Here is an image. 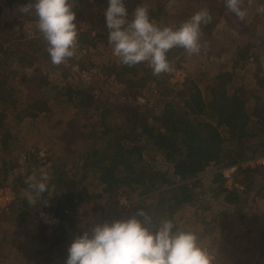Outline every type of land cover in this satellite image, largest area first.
<instances>
[{
  "label": "rangeland",
  "instance_id": "rangeland-1",
  "mask_svg": "<svg viewBox=\"0 0 264 264\" xmlns=\"http://www.w3.org/2000/svg\"><path fill=\"white\" fill-rule=\"evenodd\" d=\"M212 1L217 3L218 9L212 16L209 31L202 32L203 25L201 26L200 53L190 55L183 48L171 49L168 75H153L152 70L146 68L145 64V66L138 64L137 67L146 69L152 79L148 83L143 81L145 85L140 91L143 97L138 95L133 103L144 104L147 101L146 106L151 110L150 113L152 111L156 113L168 102L172 105L178 103L181 105L175 98L176 92H180L183 87L181 80L193 81L203 92L218 73L227 72L234 74L228 93L232 94L236 89L242 88L247 98H251L246 106L248 114L252 115L253 110L261 106V102L264 101V87H258L255 81L257 78L264 79V0H240L241 10L244 12L242 18L228 10L225 0ZM32 2L33 0H0V73L4 75V82L16 90L15 112L26 104H31L32 98H40L48 103L49 111L36 119L32 125H29V122L17 123L13 117L15 112L12 114L8 112L10 108L3 111L0 108V113L6 115L4 125L13 136L14 146L20 145L25 139L28 149L32 146L40 149L41 157H45V154L48 156L57 149L62 133L68 132L72 140L61 141L60 145L63 148L62 151H58L60 157L65 160L64 163L68 164L67 147H75L77 153L90 151L89 148L75 144L76 141L81 142L80 140L88 137L90 140V136L86 134L90 129L82 128V125L88 126L89 123L93 125L91 123L94 122H90L91 120L112 123L115 119L120 120V114L112 115L103 122L99 119L98 113L104 108H98L96 111H80L73 107L74 103L68 102L65 87L90 91L96 97V107L110 109L111 106L115 107L126 101L129 106L132 100L128 102L130 94H126L127 86L119 82L124 78L118 81L114 79V74L108 76V71H105V68L119 69L123 66L113 55L112 47L108 44V29L103 15L107 0L105 3H99L97 0L76 3L74 11L80 16L77 21L85 25L83 31L88 36L86 39L88 44L80 43L81 37H78L74 56L60 65L48 61L47 44L37 30L36 20H30L29 14L24 16L20 12V8ZM124 3L129 17L133 10L142 4L147 9L161 5L160 18L156 23L173 28L179 27L197 12L207 11L209 8L207 0L206 2L204 0H124ZM151 19L156 20L153 17ZM38 42H42L40 44L42 49L39 48ZM243 46L249 49L251 57L249 64L243 69H239L243 67L239 64L237 70L233 71L232 55L236 48ZM26 54L30 55V58H26L27 62L20 61L19 58ZM254 57L258 60L255 61ZM38 74L46 78L47 85L41 84L39 77L35 79ZM23 77H31L29 80L32 83L23 82ZM204 99L207 101L208 96ZM219 132L225 137L222 129H219ZM53 140L57 143L56 146H53ZM248 143L251 148H247V151L248 155H251L250 151L261 145L262 137L250 139ZM224 146L227 148L229 144L225 143ZM44 149H47V152ZM16 152L18 153L14 149L11 157L15 156ZM9 161L11 163V159ZM143 161L140 166H153L162 172L170 170L163 158L158 154L154 155L151 151L143 154ZM14 164L16 173L24 178L29 180L34 178V181H39L41 176L46 174L49 181L51 170L44 160L39 167L22 165L20 159ZM222 171L223 169L219 170L213 163L196 180L186 181L185 184L191 187L196 199L179 210L172 221L178 228L194 232L201 245L214 251L217 258L223 260L228 255V264H264V256H262L264 255V169L247 174H235V181L243 187V190L236 194L238 202L232 205H225L223 201L225 192L217 191L219 183L215 179L218 172ZM86 175L83 186L90 195L86 202H91L95 209L102 210L103 213L111 212V205L116 196L110 197L109 194H104V187L99 184L93 173L88 171ZM193 182L197 183L193 184ZM223 183L222 180V190ZM10 185V181L0 183V189L5 187V191ZM133 188L134 192L126 191L133 209L135 208L131 216H134L138 210L150 215L154 208V204H151L153 201L147 197H139V189L135 186ZM29 193L33 192L23 193L20 199L28 197V206L21 207L20 201L16 200L13 213L3 215L4 211H0V264H65V260H57L54 255H49L50 252L43 256L37 255L43 250L42 248L36 250L37 242L39 245L53 247V244L54 246L61 242L65 244L66 236L57 237L63 233V230L58 232L40 229L41 223L34 221L37 212L34 196ZM116 218L121 219L119 215ZM17 226H25L26 232L20 235L16 231ZM218 241H223L221 245L225 250H218L217 253ZM248 246L249 250H245Z\"/></svg>",
  "mask_w": 264,
  "mask_h": 264
},
{
  "label": "trees",
  "instance_id": "trees-1",
  "mask_svg": "<svg viewBox=\"0 0 264 264\" xmlns=\"http://www.w3.org/2000/svg\"><path fill=\"white\" fill-rule=\"evenodd\" d=\"M83 1L76 0V3ZM97 1L105 3V0ZM204 1L206 2V0ZM207 2H209L207 12L212 20L218 6L215 1L207 0ZM148 11L149 15L156 19L154 22L159 21L161 5L148 8ZM78 16L77 18H80ZM29 19L35 21L36 17L32 14ZM210 27V22L203 25L202 32H208ZM80 37V43L87 45V34H81ZM38 43L40 48L42 42ZM171 54V51L167 54L168 61L172 56ZM46 55L50 61L49 55ZM26 58H30V55L26 54L19 59L27 62ZM232 58V70H237L239 64L243 66L239 69H243L246 64H249L251 58L248 47L236 48ZM254 58L255 61L258 60L257 57ZM137 66L127 67L123 65L119 69L115 67L105 68V71H108V76L114 74V79L118 81L124 78L119 82L121 85L127 86L126 94H130L128 95L130 96L128 102L132 100L129 106L126 101L118 106H111L110 109L96 107V97L90 91L76 89V87H65L68 102L74 103L73 107L80 111H96L98 108H104L98 113L99 119L103 122L112 115L118 116L117 114H120V120L115 119L112 123H99L97 120H91L90 122H94L91 123L93 125H89L90 123L88 126L82 125V128L90 129L86 133L90 136V140L88 137L80 140L81 142L76 141L75 144L89 148L90 151L77 153L75 147H67L66 150L68 151L65 153L69 159L68 164L64 163L65 160L60 157V152H58L62 151L61 148H63L60 145L61 141L72 140V136L68 132L62 133L61 140L59 139L57 145L58 148L51 152L52 154L50 153L48 156L45 154V157H41L40 149L37 146L28 149L25 139L20 145L14 146L13 136L4 125L6 115L0 113V183L11 182L10 189L14 192L16 200L20 201L21 207H26L29 203L28 197L20 200L22 194L33 192L29 194L34 196L37 212L50 213L58 218L63 223L62 225H66L72 230L77 229L76 224L67 219L64 211L73 209L78 203L89 199L90 195L83 186L89 171L97 177L99 184L104 187V194L107 193L110 197L121 194L130 202L129 211L122 212L123 215H119V218L125 219L133 214L135 208L133 209L126 191L134 192L133 187L135 186L139 189V197H147L153 201L151 204H154V208L149 216L152 217L154 224L162 219L173 220V216L179 210L196 199L191 187L185 184L186 181L196 180L213 163L218 166L219 170L226 169L253 157L264 148V101L261 102L259 108L253 110L252 115L248 114L246 106L251 98H247L245 91L239 88L232 94L228 93L233 73H218L203 92L193 81L186 80L182 84L183 87L180 92H176L175 96L176 101H179L181 105L179 103L172 105L171 102H168L156 113L153 111L150 113L151 110L146 106L147 101L144 104L142 102L133 103L137 100L138 95L143 97L140 91L144 88V82L148 83L152 79L151 74L146 69H140ZM3 77L4 75L0 73V108L1 111L10 108L8 112L12 114L15 112L16 90L11 85L6 84ZM35 77H37L35 79L38 77L41 79V84L47 85L45 77L40 75ZM30 78L23 77L22 81L26 83L28 81L31 84ZM255 82L258 87H264L263 78H257ZM207 96L208 100L206 101L204 97ZM32 99L31 104H26L21 110L13 114L17 123L29 122V125H32L36 119L41 118L44 113L49 111L50 105L48 103L40 98ZM257 100L260 101L259 98ZM219 129H222L225 137L222 136ZM259 137H262L261 145L250 151L251 155H248L249 140ZM55 143L53 140V146H56L57 143ZM225 143L229 144L227 148L224 146ZM14 149L18 153L16 152L17 154L11 157ZM44 150L47 152V149ZM148 151L153 152L154 155H160L169 165L170 170L162 172L153 166H140L141 163H144L143 154ZM9 159H11V163ZM17 159L22 160V165L27 164L29 167H39L42 160L49 165L51 175L49 181L46 182V192L36 193L29 188L32 181L22 177L14 169V162ZM251 172H255V170L238 171L236 174ZM215 181L219 183L217 191L225 192L223 196L225 203L232 205L238 202L235 192L222 190L220 172H218ZM195 183L197 182H193V184ZM113 204L117 205L114 201L111 205L112 208ZM145 204L148 205V203ZM15 205L16 203L10 207L8 212H5V215L13 213L14 210L12 209ZM116 217H118L117 213L114 214L113 218ZM35 220L39 222L37 217ZM62 230L63 233L57 237L66 236L65 241L68 243L70 235L65 233V228ZM56 231L60 232L61 230L57 229ZM61 243L55 246L53 244V247L40 244L38 250L41 248L43 250H40L37 255L43 256L50 252L49 255H54L57 260L64 261L67 257L68 245Z\"/></svg>",
  "mask_w": 264,
  "mask_h": 264
},
{
  "label": "clouds",
  "instance_id": "clouds-1",
  "mask_svg": "<svg viewBox=\"0 0 264 264\" xmlns=\"http://www.w3.org/2000/svg\"><path fill=\"white\" fill-rule=\"evenodd\" d=\"M225 2L231 13L244 16L240 0ZM75 5L76 0H33L20 8L22 14L35 15L37 30L46 41L54 65L74 56L78 36L85 28L77 21ZM103 15L108 44L118 62L127 67L145 64L153 75L170 71L167 54L173 48H183L190 55L199 54L201 26L211 20L207 11H200L179 27L160 26L143 4L129 17L124 0H107ZM47 179L46 174L39 181L30 178L34 182L29 188L44 193ZM64 231L71 242L65 264H215V258L194 232L178 228L169 219L154 224L143 210L126 219L95 223L74 238L71 228Z\"/></svg>",
  "mask_w": 264,
  "mask_h": 264
},
{
  "label": "built area",
  "instance_id": "built-area-1",
  "mask_svg": "<svg viewBox=\"0 0 264 264\" xmlns=\"http://www.w3.org/2000/svg\"><path fill=\"white\" fill-rule=\"evenodd\" d=\"M81 33H83V31H81L80 34ZM161 74L168 75L170 74V71ZM184 81L181 80L182 84L184 83ZM259 169H264V148L258 154L249 159L241 161L240 163H238V165L223 169V171L221 172V177L224 181L223 190L226 192H235L237 194L238 192L243 190V187L235 181L234 176L236 172L254 170L256 171ZM4 189L5 187H1L0 189V211L7 212L15 203L16 196L10 188L6 189L5 191ZM114 201L116 202L117 207L113 204L112 212L110 213H103V211L97 208L95 209V206L91 202L86 201L79 203L74 209L65 210L64 214L67 219L72 220L78 227L77 229L70 231V233L72 234V238L79 235L83 229L91 227L95 223L111 222L112 220L116 219L113 218L115 213L121 216L123 215L122 212L125 213L129 211L130 202L127 201L126 197L118 194L114 198L113 202ZM36 217L38 218L41 225L47 230H59L61 226H63L62 228L68 229L66 225H62L63 223L50 213L39 211L36 213ZM204 248H206L209 253L215 258L214 251H212L208 247Z\"/></svg>",
  "mask_w": 264,
  "mask_h": 264
},
{
  "label": "crops",
  "instance_id": "crops-1",
  "mask_svg": "<svg viewBox=\"0 0 264 264\" xmlns=\"http://www.w3.org/2000/svg\"><path fill=\"white\" fill-rule=\"evenodd\" d=\"M223 201H224V200H223ZM224 203H225V202H224ZM225 205H231V204H227V203H225ZM34 221H36V220H34ZM36 222H37V221H36ZM40 229H43V230H44V229H46V228H44V227L41 225V226H40ZM16 231L19 232L20 235H22L24 232H26V231H25V226H17V227H16ZM70 243H71V242H68V243L66 242V245L69 246ZM35 244H36V242H34V245H35ZM221 244H223V241H222V242H220V241L217 242V245H216V247H217V248H216L217 253H218V250H219V251H221V250H225L224 246H222ZM68 246H67V247H68ZM38 248H39V243L37 242V244H36V250H37ZM245 250H249V246H248ZM250 250H251V249H250ZM229 253H231V252H229ZM214 255H215V252H214ZM215 258H217L216 255H215ZM228 259H229V256H228V255H227L225 258H223V260H221L220 258H217V259H216V263H217V264H228V263H227V260H228ZM220 260H221V261H220ZM19 262H20V261H19ZM21 262H22V261H21Z\"/></svg>",
  "mask_w": 264,
  "mask_h": 264
}]
</instances>
